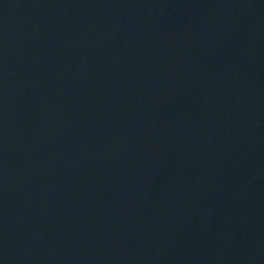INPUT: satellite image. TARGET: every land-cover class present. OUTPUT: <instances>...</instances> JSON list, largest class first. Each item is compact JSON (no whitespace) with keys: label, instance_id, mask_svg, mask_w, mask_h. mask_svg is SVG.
Instances as JSON below:
<instances>
[{"label":"water","instance_id":"95a60500","mask_svg":"<svg viewBox=\"0 0 264 264\" xmlns=\"http://www.w3.org/2000/svg\"><path fill=\"white\" fill-rule=\"evenodd\" d=\"M0 264H264V0H0Z\"/></svg>","mask_w":264,"mask_h":264}]
</instances>
